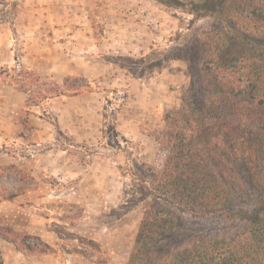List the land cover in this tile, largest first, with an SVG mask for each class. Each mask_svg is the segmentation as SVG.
Returning <instances> with one entry per match:
<instances>
[{
	"label": "rangeland",
	"instance_id": "1",
	"mask_svg": "<svg viewBox=\"0 0 264 264\" xmlns=\"http://www.w3.org/2000/svg\"><path fill=\"white\" fill-rule=\"evenodd\" d=\"M215 26L154 0H0V264H127L136 178L200 98Z\"/></svg>",
	"mask_w": 264,
	"mask_h": 264
},
{
	"label": "trees",
	"instance_id": "2",
	"mask_svg": "<svg viewBox=\"0 0 264 264\" xmlns=\"http://www.w3.org/2000/svg\"><path fill=\"white\" fill-rule=\"evenodd\" d=\"M154 1L216 26L196 41L200 98L136 178L148 198L127 264H264V0Z\"/></svg>",
	"mask_w": 264,
	"mask_h": 264
}]
</instances>
